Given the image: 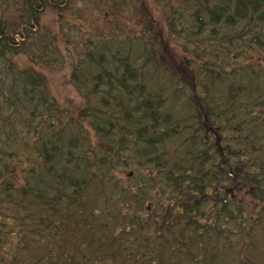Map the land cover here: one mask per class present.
<instances>
[{"label":"trees","instance_id":"obj_1","mask_svg":"<svg viewBox=\"0 0 264 264\" xmlns=\"http://www.w3.org/2000/svg\"><path fill=\"white\" fill-rule=\"evenodd\" d=\"M66 1L28 0L32 31L46 3ZM199 1L189 26L170 22L203 60L190 91L156 34L89 38L72 73L77 115L10 58L29 27L0 22V264H261L264 60L216 64L227 52L206 58L204 29L231 41L234 27L262 49L264 0Z\"/></svg>","mask_w":264,"mask_h":264},{"label":"rangeland","instance_id":"obj_2","mask_svg":"<svg viewBox=\"0 0 264 264\" xmlns=\"http://www.w3.org/2000/svg\"><path fill=\"white\" fill-rule=\"evenodd\" d=\"M27 1L0 0V22L5 23L12 35L16 31L24 32L25 28L29 27L26 36L17 34L15 40L18 42V49L16 53L8 51L9 56L20 68L33 69L43 74L46 77L47 89L72 115H77L85 104L82 94L72 81V73L75 63L80 58L79 51L86 49L89 38L95 41L108 36L128 39L143 32L146 39L154 33L159 37L156 47L178 75V83L190 91L193 77L195 74L198 76V71L194 74L192 69L203 60L200 57L193 58L194 54L190 49L195 50V47L188 48L186 39L181 38L179 33L173 37L174 31L170 22L179 19L186 21L185 25L189 26V16L199 4V0H67L60 3L61 7L46 3L42 11L38 12L39 27L36 28L38 31L34 32L32 31L34 27L31 28L29 25ZM206 2L212 6L216 0ZM208 10L202 12L207 20ZM214 26L209 22L204 29L206 37L204 47L208 50L206 58L217 59L219 56L212 52L224 48L227 54L220 56L222 59L216 64L235 67L242 63L264 60V48L243 46V43L235 38L238 29L234 27H230V30H226V27L224 29V33L232 34L231 41L230 38L225 41L211 40L208 33ZM217 28L223 31L221 25ZM85 124L88 125L87 122ZM14 164L13 173L18 183H21L23 170L30 166V163L23 155H19ZM258 239L254 255L261 264H264L262 230L258 233Z\"/></svg>","mask_w":264,"mask_h":264}]
</instances>
